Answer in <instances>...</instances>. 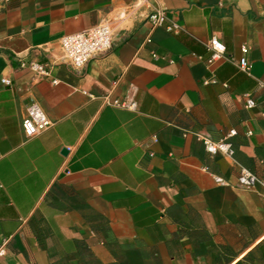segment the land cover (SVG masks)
I'll return each mask as SVG.
<instances>
[{
	"label": "crops",
	"instance_id": "0c3cea01",
	"mask_svg": "<svg viewBox=\"0 0 264 264\" xmlns=\"http://www.w3.org/2000/svg\"><path fill=\"white\" fill-rule=\"evenodd\" d=\"M102 23L112 47L70 64L61 37ZM32 101L52 123L28 137ZM242 168L264 179V0H0V264H264Z\"/></svg>",
	"mask_w": 264,
	"mask_h": 264
},
{
	"label": "built area",
	"instance_id": "2783aa9c",
	"mask_svg": "<svg viewBox=\"0 0 264 264\" xmlns=\"http://www.w3.org/2000/svg\"><path fill=\"white\" fill-rule=\"evenodd\" d=\"M153 26H160L165 23L167 19L165 10L159 7L149 14ZM181 26L177 23H172L167 26L168 31H179ZM61 43L64 49V56L66 60L77 67L84 66L93 56L97 53L109 50L112 47V28L108 23H102L93 27L67 34L61 37ZM209 44L215 51L214 55L219 54L220 57L230 58L225 55L226 47L224 43L217 37H212L209 40ZM242 51L244 55L238 60L239 67L244 71L250 70V62L246 56L248 47L243 46ZM30 66L36 70L46 73L39 64L31 62ZM3 82L6 85H11V80L8 77L3 78ZM56 82V81H55ZM115 104L124 107L135 109L137 106L136 101L132 100L129 103L114 101ZM255 105L254 100L251 97L247 99V106L253 107ZM52 121L40 106L37 101H32L27 107V114L23 119V130L28 137H33L51 125ZM236 129H230L225 136L220 140H213L210 138L202 137L206 149L216 154L222 152L228 156H233L234 149L231 138L236 134ZM153 155V153H151ZM217 181L220 183H227L221 176H216ZM238 181L244 186H253L260 183L264 188V179H259L252 171L247 168H242L238 177ZM1 251V250H0Z\"/></svg>",
	"mask_w": 264,
	"mask_h": 264
},
{
	"label": "water",
	"instance_id": "95a60500",
	"mask_svg": "<svg viewBox=\"0 0 264 264\" xmlns=\"http://www.w3.org/2000/svg\"><path fill=\"white\" fill-rule=\"evenodd\" d=\"M63 152H64V153H66V152H67V149H66V148H65V149H63Z\"/></svg>",
	"mask_w": 264,
	"mask_h": 264
}]
</instances>
